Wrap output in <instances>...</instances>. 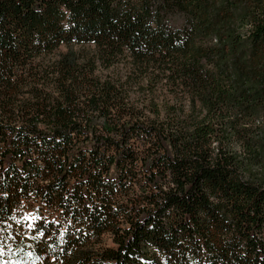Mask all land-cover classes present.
I'll return each mask as SVG.
<instances>
[{"label":"trees","instance_id":"1","mask_svg":"<svg viewBox=\"0 0 264 264\" xmlns=\"http://www.w3.org/2000/svg\"><path fill=\"white\" fill-rule=\"evenodd\" d=\"M0 264H264V0H0Z\"/></svg>","mask_w":264,"mask_h":264},{"label":"rangeland","instance_id":"2","mask_svg":"<svg viewBox=\"0 0 264 264\" xmlns=\"http://www.w3.org/2000/svg\"><path fill=\"white\" fill-rule=\"evenodd\" d=\"M38 208H39L38 202H35V200H31V201L26 200V201L22 202V205L20 207V211L22 213H24L25 217L34 218L35 215L41 214V212L38 210ZM32 213L34 215H32Z\"/></svg>","mask_w":264,"mask_h":264}]
</instances>
